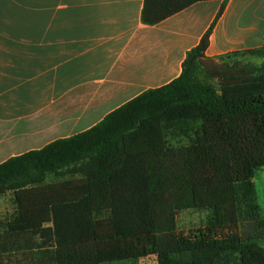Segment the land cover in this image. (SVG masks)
Here are the masks:
<instances>
[{
  "label": "trees",
  "instance_id": "trees-1",
  "mask_svg": "<svg viewBox=\"0 0 264 264\" xmlns=\"http://www.w3.org/2000/svg\"><path fill=\"white\" fill-rule=\"evenodd\" d=\"M197 1L145 0L142 20ZM214 25L170 83L0 164V199L15 207L0 219V264H138L154 251L159 264H264V246L240 234L261 209L264 45L208 59ZM237 55L257 60L226 62ZM185 209L210 210L206 226L180 231Z\"/></svg>",
  "mask_w": 264,
  "mask_h": 264
},
{
  "label": "crops",
  "instance_id": "crops-1",
  "mask_svg": "<svg viewBox=\"0 0 264 264\" xmlns=\"http://www.w3.org/2000/svg\"><path fill=\"white\" fill-rule=\"evenodd\" d=\"M144 2L0 0V164L170 83L213 23L208 59L264 45V0H201L156 24Z\"/></svg>",
  "mask_w": 264,
  "mask_h": 264
},
{
  "label": "rangeland",
  "instance_id": "rangeland-1",
  "mask_svg": "<svg viewBox=\"0 0 264 264\" xmlns=\"http://www.w3.org/2000/svg\"><path fill=\"white\" fill-rule=\"evenodd\" d=\"M3 3V2H2ZM256 58L248 56H233L226 59L227 63L235 62H248L254 61ZM219 62V61H218ZM206 67L210 70L214 68H220L223 65V62L220 63L206 62ZM57 178L51 176L48 181H56ZM254 184L257 195V202L261 206L260 215L256 219H250L247 221L241 222L240 225V234L244 240L257 241L264 246V228L259 227L261 222L264 221V168L259 170L254 178ZM14 203L8 197H5L0 202V219H4L6 216H10L14 212ZM211 215L210 210H197V209H185L180 211L178 214V229L180 231L188 232L192 229L204 228L208 222V219ZM115 264H127V263H115ZM138 264H159L157 252H152L149 256L139 260Z\"/></svg>",
  "mask_w": 264,
  "mask_h": 264
}]
</instances>
